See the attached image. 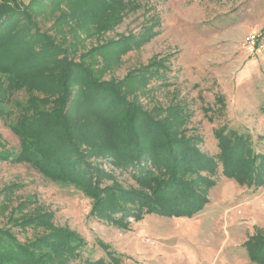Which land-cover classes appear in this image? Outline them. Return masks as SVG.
Returning <instances> with one entry per match:
<instances>
[{"label":"trees","instance_id":"obj_1","mask_svg":"<svg viewBox=\"0 0 264 264\" xmlns=\"http://www.w3.org/2000/svg\"><path fill=\"white\" fill-rule=\"evenodd\" d=\"M81 1L0 0V118L20 140L17 150L0 149V159L30 163L51 181L73 186L91 199V216L124 227L129 217L138 222L149 214L192 217L202 212L222 176L255 191L264 189V135L221 124L214 129L219 152L211 155L199 146L202 136L187 127L191 112L185 105L144 110L129 99L134 92L129 77L100 81L97 71L120 61L149 36L125 37L123 44L112 42L109 49L75 59L77 44L68 34L89 22L87 15L95 20L119 0ZM112 11H105L106 17ZM51 18L54 24L47 28ZM98 55L106 61L99 70L87 63L93 59L96 64ZM163 66L155 60L140 77L131 73V79L138 77L136 82L147 86ZM227 108L220 94L205 111L224 116ZM110 157L135 185H123L117 173L101 167ZM53 218V211L43 210L13 222L27 233L44 231L24 241L12 228H0V264H75L87 241L71 228L55 226ZM97 243L106 257L85 258L83 264L122 262L108 243ZM244 246L253 262L264 264L263 231L258 229Z\"/></svg>","mask_w":264,"mask_h":264},{"label":"rangeland","instance_id":"obj_2","mask_svg":"<svg viewBox=\"0 0 264 264\" xmlns=\"http://www.w3.org/2000/svg\"><path fill=\"white\" fill-rule=\"evenodd\" d=\"M111 5L105 9L114 10L109 17L105 11L95 20L87 15L89 22L68 34L77 44V61L91 51L109 49L112 42L123 44L125 37L149 38L111 67L100 55L96 64L90 59L94 69L106 67L97 71L101 82L129 77L134 90L129 99L144 110L185 105L191 112L187 127L202 136L199 146L211 155L219 152L214 129L221 124L264 135V0H119ZM95 9L101 13L99 6ZM46 24L51 28L54 20ZM252 34L258 38L253 50L247 41ZM158 59L164 63L160 73L147 86L137 83L145 66ZM131 73H138L134 81ZM220 94L226 97V114L206 112ZM19 146L18 136L0 118V149ZM101 167L117 173L123 185H135L111 157ZM209 197L206 208L192 217L149 214L138 222L129 217L127 227L117 226L91 216V199L73 186L51 181L30 163L0 159V204L6 207L0 210V228H12L24 241L44 231L27 233L13 222L25 214L53 211L55 226L71 228L87 241L75 264L106 257L99 239L117 253L120 264H259L244 243L258 229L264 232V189L255 191L222 176Z\"/></svg>","mask_w":264,"mask_h":264},{"label":"built area","instance_id":"obj_3","mask_svg":"<svg viewBox=\"0 0 264 264\" xmlns=\"http://www.w3.org/2000/svg\"><path fill=\"white\" fill-rule=\"evenodd\" d=\"M247 41H248L249 47L252 50L255 49V47L257 45V41H258L257 35H255V34L249 35L247 38Z\"/></svg>","mask_w":264,"mask_h":264}]
</instances>
